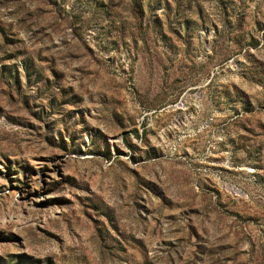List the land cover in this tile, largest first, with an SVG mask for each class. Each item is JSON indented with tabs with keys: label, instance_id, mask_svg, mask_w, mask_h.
<instances>
[{
	"label": "rangeland",
	"instance_id": "374dc122",
	"mask_svg": "<svg viewBox=\"0 0 264 264\" xmlns=\"http://www.w3.org/2000/svg\"><path fill=\"white\" fill-rule=\"evenodd\" d=\"M0 264H264V0H0Z\"/></svg>",
	"mask_w": 264,
	"mask_h": 264
}]
</instances>
